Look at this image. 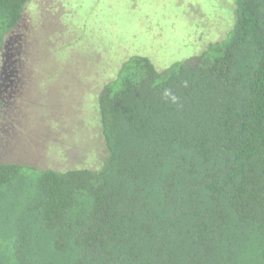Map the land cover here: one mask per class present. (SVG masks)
<instances>
[{
  "label": "trees",
  "instance_id": "trees-1",
  "mask_svg": "<svg viewBox=\"0 0 264 264\" xmlns=\"http://www.w3.org/2000/svg\"><path fill=\"white\" fill-rule=\"evenodd\" d=\"M32 1L0 0V58ZM234 1L193 62L101 86L99 169L0 161V264H264V0Z\"/></svg>",
  "mask_w": 264,
  "mask_h": 264
},
{
  "label": "rangeland",
  "instance_id": "rangeland-1",
  "mask_svg": "<svg viewBox=\"0 0 264 264\" xmlns=\"http://www.w3.org/2000/svg\"><path fill=\"white\" fill-rule=\"evenodd\" d=\"M233 1L33 0L1 52L0 161L99 169L101 86L132 55L193 62L226 37Z\"/></svg>",
  "mask_w": 264,
  "mask_h": 264
},
{
  "label": "flooded vegetation",
  "instance_id": "flooded-vegetation-1",
  "mask_svg": "<svg viewBox=\"0 0 264 264\" xmlns=\"http://www.w3.org/2000/svg\"><path fill=\"white\" fill-rule=\"evenodd\" d=\"M22 19H23V16H22ZM22 19H21V20H22ZM20 23H21V21H20ZM20 23H19V24H20ZM19 24H18V26H19ZM18 26H17V27H18ZM17 27H16V28H17Z\"/></svg>",
  "mask_w": 264,
  "mask_h": 264
},
{
  "label": "water",
  "instance_id": "water-1",
  "mask_svg": "<svg viewBox=\"0 0 264 264\" xmlns=\"http://www.w3.org/2000/svg\"><path fill=\"white\" fill-rule=\"evenodd\" d=\"M1 98V97H0Z\"/></svg>",
  "mask_w": 264,
  "mask_h": 264
}]
</instances>
